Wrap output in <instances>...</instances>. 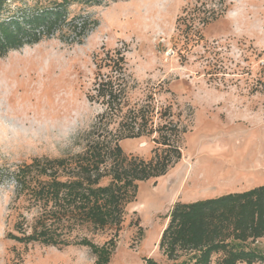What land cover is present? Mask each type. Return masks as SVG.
<instances>
[{
    "label": "rangeland",
    "instance_id": "374dc122",
    "mask_svg": "<svg viewBox=\"0 0 264 264\" xmlns=\"http://www.w3.org/2000/svg\"><path fill=\"white\" fill-rule=\"evenodd\" d=\"M34 1L17 0L11 6ZM233 2L108 0L88 9L73 4L70 17L85 12L99 21L82 43H68L58 33L30 49L0 56V91L11 86L12 102L28 125L23 133L0 125V166L16 169L34 158L82 151L86 117L77 123L69 100L90 102L94 122L102 108L87 94L94 81V54L103 49L125 48L129 71L138 82L133 99L153 89L157 103L170 105L186 128L182 158L165 175L139 183L122 229L92 236L98 245L116 241L108 264H146L148 257L173 264L159 242L176 202L264 184V36L233 35L225 19ZM247 6L249 16H264V0H247ZM212 10L214 18L206 20ZM52 117L58 123L42 131L36 121ZM121 144L127 154L153 155L148 137ZM37 215L29 194L12 178L0 184V264H96L87 246L25 244L8 236L17 223L31 230ZM256 245L264 253V238Z\"/></svg>",
    "mask_w": 264,
    "mask_h": 264
},
{
    "label": "trees",
    "instance_id": "16d2710c",
    "mask_svg": "<svg viewBox=\"0 0 264 264\" xmlns=\"http://www.w3.org/2000/svg\"><path fill=\"white\" fill-rule=\"evenodd\" d=\"M13 1L0 0L1 57L58 33L68 43H82L99 21L85 12L70 17V7L88 9L108 0H35L15 8ZM214 16L212 10L206 20ZM94 63L87 97L102 110L82 136V151L34 158L16 169L0 166V184L12 178L38 208L31 230L17 223L9 237L58 248L87 246L96 264H108L116 241L98 245L92 236L122 229L126 206L136 198L139 183L165 175L182 158L186 128L170 105L157 103L153 89L133 99L138 82L129 71L125 48L103 49L94 54ZM141 137L154 143L150 159L127 154L121 144ZM168 217L159 249L173 264H264V253L256 245L264 238V184L178 201ZM145 262L162 264L152 257Z\"/></svg>",
    "mask_w": 264,
    "mask_h": 264
},
{
    "label": "clouds",
    "instance_id": "9594fccd",
    "mask_svg": "<svg viewBox=\"0 0 264 264\" xmlns=\"http://www.w3.org/2000/svg\"><path fill=\"white\" fill-rule=\"evenodd\" d=\"M225 19L230 22L232 33L236 37L242 35L264 36V16H249L247 0H234L232 7L225 13ZM30 47V45L25 44L23 49L27 50ZM10 51L17 50L13 49ZM5 96H7V100H5ZM11 96V86H6L3 91H0V125H13L23 133L28 127L27 123H25L27 117L20 111L19 106L12 102ZM69 102L73 105V114H78L77 123H79V117H86L82 128L83 130H88L95 115V110L91 103L83 98L69 100ZM36 123L41 125L42 131H47L51 125L58 123V119L52 117L43 122L37 120ZM22 124L23 127H21Z\"/></svg>",
    "mask_w": 264,
    "mask_h": 264
}]
</instances>
